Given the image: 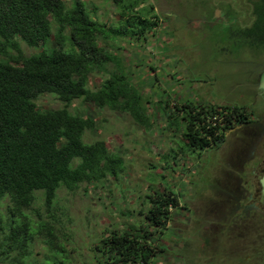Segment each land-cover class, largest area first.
Returning a JSON list of instances; mask_svg holds the SVG:
<instances>
[{
	"label": "rangeland",
	"instance_id": "1",
	"mask_svg": "<svg viewBox=\"0 0 264 264\" xmlns=\"http://www.w3.org/2000/svg\"><path fill=\"white\" fill-rule=\"evenodd\" d=\"M83 1L99 22L120 24L113 0ZM66 3L70 6L71 0ZM149 3L159 25L146 39L109 37L100 42L123 60L132 82L150 102L146 107L152 126L145 128L127 113L82 99L68 107L94 117L95 129L86 131L85 141L103 139L110 153L122 157L125 169L118 177L59 190L55 213L62 224L57 241L66 245L68 264H98L93 248L104 233L139 225L140 211L150 207L146 195L173 190L180 208L173 210L168 229L156 235L164 250L154 264H264V95L257 87L264 51L243 47L236 35L251 22L252 0ZM21 44L26 55L43 49ZM106 77L91 74L89 87L98 89ZM159 100L244 106L252 119L229 130L225 141L200 156L186 152L175 163L181 133L169 127ZM36 103L42 110L65 107L52 93H43ZM33 249L39 260L50 253L41 241Z\"/></svg>",
	"mask_w": 264,
	"mask_h": 264
},
{
	"label": "trees",
	"instance_id": "2",
	"mask_svg": "<svg viewBox=\"0 0 264 264\" xmlns=\"http://www.w3.org/2000/svg\"><path fill=\"white\" fill-rule=\"evenodd\" d=\"M113 1L121 17L117 26L91 16L83 0H71L70 6L66 0H0V262L4 264H68L66 245L57 241L62 224L55 213L59 190L118 177L125 169L122 157L110 153L103 139L85 141L95 120L71 112L68 107L75 100L127 113L137 124L152 126L146 107L150 102L132 82L123 60L100 38L144 40L158 27L159 16L148 0ZM255 15L254 24L236 34L243 47L250 38L264 46V0L256 5ZM21 42L43 49L26 55ZM97 72L107 77L95 90L89 87V76ZM43 93L55 94L65 107L42 110L36 99ZM159 101L169 127L181 133L175 163L186 152L200 156L225 141L229 130L252 119L244 106ZM146 199L150 207L140 211L139 225L115 228L100 238L93 248L98 264H154L164 250L156 235L168 229L180 199L173 190H152ZM37 241L50 250L44 260L34 253Z\"/></svg>",
	"mask_w": 264,
	"mask_h": 264
},
{
	"label": "flooded vegetation",
	"instance_id": "3",
	"mask_svg": "<svg viewBox=\"0 0 264 264\" xmlns=\"http://www.w3.org/2000/svg\"><path fill=\"white\" fill-rule=\"evenodd\" d=\"M262 2V0H252V4H251V7H250V18H251V22L249 23V25H246V26H243V28L244 27H251L253 24H254V21H255V18H256V15H255V12H256V5L257 4H259V3H261ZM237 37H239V35H237ZM240 38V37H239ZM259 43H262V42H259ZM262 44H264V43H262ZM261 45V44H260ZM258 45V44H255L253 41H252V38H250V41L248 42V43H246V45L245 46H248L251 50H255V51H257V52H263L264 51V46L263 45ZM262 49V51H259V50H257V49ZM257 60H258V58H257ZM258 65L257 66H260V67H262V64L258 61V63H257ZM257 68H259V67H257ZM264 71V67L262 68V70L259 72V74H258V80H257V87H258V89H259V91H260V94L261 95H264V89L263 88H261L260 87V75H261V73ZM262 92V93H261ZM253 172H256L255 170L253 171ZM261 184V183H260ZM262 187V186H261ZM263 203V202H262Z\"/></svg>",
	"mask_w": 264,
	"mask_h": 264
},
{
	"label": "water",
	"instance_id": "4",
	"mask_svg": "<svg viewBox=\"0 0 264 264\" xmlns=\"http://www.w3.org/2000/svg\"><path fill=\"white\" fill-rule=\"evenodd\" d=\"M260 87L264 89V71L260 75ZM260 183L262 186L261 201L264 203V173H263L262 177L260 178Z\"/></svg>",
	"mask_w": 264,
	"mask_h": 264
}]
</instances>
